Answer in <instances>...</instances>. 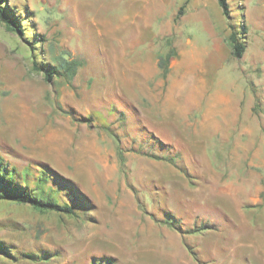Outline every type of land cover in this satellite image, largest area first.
<instances>
[{
	"label": "rangeland",
	"instance_id": "374dc122",
	"mask_svg": "<svg viewBox=\"0 0 264 264\" xmlns=\"http://www.w3.org/2000/svg\"><path fill=\"white\" fill-rule=\"evenodd\" d=\"M204 1L200 9L186 4L176 16L184 0H162L157 37L144 7L126 40L127 10L120 0H6L22 30L9 32L0 22V157L28 178L39 173L36 165H47L76 184L92 209L76 218L0 201V241L11 254L0 255V264H103L102 257L159 264L164 250L142 238L139 228L164 225L165 208L182 218L184 234L210 227L186 224L192 215L227 229L217 210L192 213L168 203L157 184L151 197L145 186L132 185L135 171L149 168L145 160L164 158L227 161L218 165L216 186L236 190L233 231L244 246L238 254L253 243L255 256L233 264H264V0H227L239 38L242 17L247 28L240 59L231 56L214 24L213 37L198 23L183 31L186 11L205 10L212 23L223 21L222 35L229 34L216 0ZM170 50L163 77L159 62ZM185 50L190 54L179 53ZM64 60L75 63L73 74L45 82V63ZM34 62L42 71H33ZM142 129L172 150L159 148ZM66 195L78 201L71 190ZM252 210L259 219L253 232L243 219ZM208 256L202 250L200 257Z\"/></svg>",
	"mask_w": 264,
	"mask_h": 264
},
{
	"label": "crops",
	"instance_id": "0c3cea01",
	"mask_svg": "<svg viewBox=\"0 0 264 264\" xmlns=\"http://www.w3.org/2000/svg\"><path fill=\"white\" fill-rule=\"evenodd\" d=\"M120 2L127 10L126 14L122 17V22L124 23L123 33H125L123 39L127 40L129 35H132V32L137 29V25L135 26V24L138 22L140 23L143 19L142 11L144 7H149L147 10L150 13V17L151 15L153 17V19L152 17L149 19L152 23L154 22L156 24L157 37V24L160 23L158 17H162V12L160 14L159 11V7H163L162 0H120ZM204 6V0H188L187 2L188 10L191 9V7H197L200 9ZM151 9L154 10V12L152 11L153 13L150 11ZM160 10L162 11V9ZM190 12L192 11H186L181 17V22L189 23V25L183 28V31L185 30V32H188L187 28L190 27L192 23H198L200 24L198 27L199 29L203 30L204 33H207L210 37H213L215 33L212 24H214L217 36L221 38L223 43L229 46L227 41L228 34L226 33V35H222L221 33L222 28L225 27V24L221 23L223 22L222 20H219L220 24L216 25L214 22L212 23V19L214 18H211L209 14H205V10L194 15H190ZM171 20L172 19L169 18L165 21L171 22ZM263 31L264 29L262 32ZM261 38H264V33ZM262 44L264 46V43ZM176 45L178 46V44ZM130 52L131 51L126 50L124 53L129 55ZM179 53L190 54L187 50L179 51ZM130 64L131 63L128 64L129 67H131ZM187 159L188 158L171 160L164 158V160H145V164L149 168H146L143 171L142 169L135 171L136 174L131 178L132 185L137 183V188L141 190H143L142 188L145 186L144 189L147 190H143L144 193H148V196L151 197V195L154 196L152 193L154 188L152 184H157L158 189L162 190V194L166 197L168 203L171 202L174 205L175 202V205L179 204L181 207H190V210L188 211L192 213L209 208L214 209L212 210L213 212H216L215 210H217L218 212L216 213L222 215L226 220L228 228H222V230H220L218 225H220L221 222L212 221L209 223L206 221L207 223H205L204 219L200 220L196 215H192V219L186 224L198 223V225L204 224L211 228L209 227L207 228V231L201 232L202 227L199 231H193L181 235L166 225L151 224L150 226H141L139 228L142 238L150 239L156 247L164 250V252H162L165 254V257L164 259L159 260V264H198L188 252L185 245L191 247L204 264H233L236 258H242L244 256L250 257V262H252V260H255V256L250 252L253 243L248 245L247 249H244L245 251L243 250L240 255L238 254V246L242 245L243 248L244 246L240 242L241 238L237 237L233 231L238 226V199L236 190L232 191L231 186H228L225 190H220V188L216 186L217 179L219 180L217 174L222 171V166L218 165L223 162L226 163L227 161L214 158H208L207 160H195L189 158V162ZM199 166L202 167L203 170L197 169ZM229 171L231 172V170ZM180 219L182 220V218ZM243 219L246 229L253 232L256 222L258 223L259 221V219H255L253 210L251 211V215L244 211ZM199 241L200 244L203 245V249L201 250L198 248L196 249L191 245L192 243H197ZM204 249L210 253V256L207 258L200 257L201 252Z\"/></svg>",
	"mask_w": 264,
	"mask_h": 264
},
{
	"label": "trees",
	"instance_id": "16d2710c",
	"mask_svg": "<svg viewBox=\"0 0 264 264\" xmlns=\"http://www.w3.org/2000/svg\"><path fill=\"white\" fill-rule=\"evenodd\" d=\"M187 2L188 0H185L180 5L176 16L182 14ZM216 2L221 9V14L226 19L227 27L230 30L227 37L231 50L230 54L235 59H240L245 52L247 44V28L244 23V18L242 17L239 22V26L241 25L240 31L243 35V37L241 36L242 38H239V33L235 30L233 24L230 23V10L228 8L227 0H216ZM18 19L19 17H16L15 14L11 12L6 0H0V22L5 26V29L9 32L21 34V22ZM172 54V50L168 51L164 58L159 62V69L161 70L163 77L167 74L168 61L172 57ZM50 62L52 65L45 63L47 68L45 69L43 76V79L47 83L51 82L54 76H63L67 78L75 71L74 62L66 60L59 63ZM32 69L36 72L42 71V68H40L35 62ZM141 133L151 141L154 139V142H156L159 148H162L167 152L172 150L170 145L163 144L160 139L154 137L152 133H146L144 129L141 130ZM36 166L40 169L39 173L32 178H28L26 172L24 173L23 171L18 170L17 167L11 166L0 157V201L28 205L40 213L51 212L76 218L89 213L88 211L92 209V205L87 197L80 192L76 184L68 179L61 178L45 164L40 163ZM31 182L33 183V186H31ZM66 190H71L76 194L78 201L68 197L66 195ZM161 216L159 222L174 229L178 233L183 232L185 223H183L180 218L165 209H161ZM184 233L186 232H183V234ZM185 246L198 264H204L191 247L188 245ZM0 255L11 257L9 250L5 247L2 241H0ZM100 261H103V264H117V261L114 258L102 257Z\"/></svg>",
	"mask_w": 264,
	"mask_h": 264
}]
</instances>
